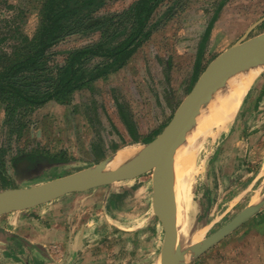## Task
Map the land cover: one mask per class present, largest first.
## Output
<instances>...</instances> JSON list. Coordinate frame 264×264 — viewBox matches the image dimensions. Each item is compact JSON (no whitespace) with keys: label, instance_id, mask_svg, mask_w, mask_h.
I'll return each mask as SVG.
<instances>
[{"label":"rangeland","instance_id":"rangeland-1","mask_svg":"<svg viewBox=\"0 0 264 264\" xmlns=\"http://www.w3.org/2000/svg\"><path fill=\"white\" fill-rule=\"evenodd\" d=\"M41 1L0 0V58L13 52L18 31L32 36ZM134 1H110L101 13L120 11ZM263 16L264 0H166L152 15L150 37L123 68L76 91L68 105L50 101L33 109L23 119L19 137L9 136L0 102V144L6 149L9 145L8 160L17 150L62 152L66 159L32 175H15L8 161L12 188L45 183L105 160L134 143L130 127L137 136L154 139L207 64ZM263 32L264 22L247 38ZM96 39L98 33L65 39L54 47L49 65L63 64L68 51ZM190 138L200 172L193 181L190 235L183 248L193 245L191 235L200 236L198 243L264 199V69L241 99L226 132H191ZM1 183L0 177V191L5 190ZM104 187L110 195L105 207L102 196L83 203L85 210L99 213L98 229L86 233L74 256L59 251L60 259L65 264L71 256V264H158L164 228L152 207V173ZM184 264H264V206Z\"/></svg>","mask_w":264,"mask_h":264},{"label":"trees","instance_id":"trees-1","mask_svg":"<svg viewBox=\"0 0 264 264\" xmlns=\"http://www.w3.org/2000/svg\"><path fill=\"white\" fill-rule=\"evenodd\" d=\"M110 1L117 0H42L32 36L18 31L13 52L0 58V102L5 105L9 136L19 137L26 123L23 119L33 109L50 101L68 105L76 91L123 68L150 37L152 15L166 0H135L120 11L101 13ZM94 33L98 39L68 51L63 64L49 65L59 43ZM128 132L134 143L152 140L137 136L131 127ZM8 150L9 145L6 149L0 144L3 189L13 187L6 173L8 161L15 175L30 172L42 161H66L62 152L38 150H17L8 160Z\"/></svg>","mask_w":264,"mask_h":264},{"label":"water","instance_id":"water-1","mask_svg":"<svg viewBox=\"0 0 264 264\" xmlns=\"http://www.w3.org/2000/svg\"><path fill=\"white\" fill-rule=\"evenodd\" d=\"M262 22H264V16L252 24L238 41L207 64L169 122L154 139L148 143H142V147H139L141 142L129 145L138 148V155L135 158L113 169H108L116 152L95 165L45 183L2 190L0 191V215L31 209L71 193L131 180L151 172L152 207L164 228L160 264H184L189 256L196 258L218 244L260 211L264 206V199L247 206L206 239L183 248L179 243L171 213L174 197L172 166L176 153L182 149L199 117L203 115L207 103L224 85L226 79L242 70L264 69V32L247 38L249 33ZM48 163L50 162L42 161L33 170L23 175L35 174Z\"/></svg>","mask_w":264,"mask_h":264},{"label":"crops","instance_id":"crops-1","mask_svg":"<svg viewBox=\"0 0 264 264\" xmlns=\"http://www.w3.org/2000/svg\"><path fill=\"white\" fill-rule=\"evenodd\" d=\"M100 196L104 197L105 207L110 195L101 186L0 215V264H65L59 255L72 251L74 256L86 233H95L98 229L99 213L85 210L83 203L95 202ZM71 258L67 264L75 262Z\"/></svg>","mask_w":264,"mask_h":264},{"label":"bare ground","instance_id":"bare-ground-1","mask_svg":"<svg viewBox=\"0 0 264 264\" xmlns=\"http://www.w3.org/2000/svg\"><path fill=\"white\" fill-rule=\"evenodd\" d=\"M260 69L262 68L242 70L226 79L224 85L217 90L213 98L207 103L203 115L199 117L192 131L194 136H214L229 129L241 99L258 77ZM194 144L192 138H187L182 149L176 153L172 166L174 197L171 213L177 229L178 240L182 247H184V242L189 239L190 235L188 229L190 220L188 219L191 216L189 210L192 202L193 181L200 172ZM136 155H138L136 148L120 149L117 151L114 160L108 165V169H113L130 161ZM199 240L200 236L191 235L190 237L193 244ZM158 264H160V261Z\"/></svg>","mask_w":264,"mask_h":264}]
</instances>
